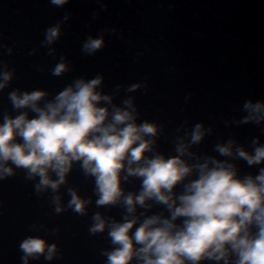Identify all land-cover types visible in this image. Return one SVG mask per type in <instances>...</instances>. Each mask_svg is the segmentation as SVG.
<instances>
[{"label":"water","instance_id":"obj_1","mask_svg":"<svg viewBox=\"0 0 264 264\" xmlns=\"http://www.w3.org/2000/svg\"><path fill=\"white\" fill-rule=\"evenodd\" d=\"M56 25L60 37L45 44L47 30ZM101 35L104 46L85 54L83 42ZM61 60L68 70L53 75ZM4 71L12 72V79L0 89V121L22 111L36 115L14 108L13 91L44 90L43 104L78 78L103 75L101 87L115 94L116 103L134 97L138 122L158 125L159 152L175 155L177 137L190 139L188 133L202 124L206 134L191 146L197 158L232 159L241 176L264 168V161L249 165L216 151L217 144L229 140L234 148L250 152L264 145V119H246L262 113L245 107L264 104V0H67L62 6L51 0H0V73ZM133 84L139 87L128 91ZM12 167L13 174L0 178V264H24L20 244L30 236L56 244L57 251L51 260L41 255L28 264H106L105 253L116 245L110 229L91 231L93 217L100 213L109 221L122 220V204L98 206L95 178L79 162L56 191H38V176ZM141 179L124 181L126 192H139ZM69 189L90 200L85 212L69 206ZM156 212L167 214L159 204L147 210L148 215Z\"/></svg>","mask_w":264,"mask_h":264},{"label":"clouds","instance_id":"obj_2","mask_svg":"<svg viewBox=\"0 0 264 264\" xmlns=\"http://www.w3.org/2000/svg\"><path fill=\"white\" fill-rule=\"evenodd\" d=\"M51 2L62 6L67 0ZM60 34L59 25L50 27L44 43H54ZM104 44L102 35L89 36L82 50L91 55ZM68 68L61 60L53 75ZM11 79L12 72L0 73V89ZM103 81V75L78 78L43 104L44 90L11 92L14 108H27L36 115L22 111L0 121V178L13 174L15 165L27 169L29 177L40 178L38 191H56L79 162L84 173L95 178L96 204H122L125 209L122 220L109 221L100 213L93 217L91 231L110 229L108 236L116 245L105 253L106 264L134 260L136 264H200L203 260L264 264V168L256 175L241 176L232 159L197 158L191 146L203 140L202 124L188 133L190 139L177 137L175 155L159 152L155 147L158 125L138 122L134 97L116 103L114 93L103 91ZM138 87L130 85L128 91ZM245 107L262 113L246 119H264V104ZM234 143L217 144L216 151L249 165L264 161V145L250 152L242 146L234 148ZM130 177L142 178L139 192H126L123 182ZM177 185L182 186L179 193ZM69 192V206L85 212L90 200L75 189ZM60 199L54 198L57 212L63 211ZM155 204L163 205L167 214L148 215ZM139 208L145 211L138 212ZM20 248L24 264L41 255L51 260L57 251L56 244L39 236L24 239Z\"/></svg>","mask_w":264,"mask_h":264}]
</instances>
